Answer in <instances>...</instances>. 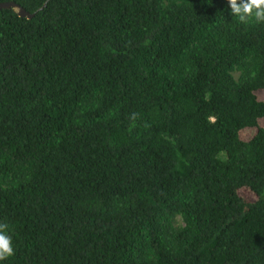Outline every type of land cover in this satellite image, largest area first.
I'll use <instances>...</instances> for the list:
<instances>
[{"label":"trees","instance_id":"trees-1","mask_svg":"<svg viewBox=\"0 0 264 264\" xmlns=\"http://www.w3.org/2000/svg\"><path fill=\"white\" fill-rule=\"evenodd\" d=\"M9 1L33 16L0 8L3 264H264V23Z\"/></svg>","mask_w":264,"mask_h":264},{"label":"clouds","instance_id":"clouds-1","mask_svg":"<svg viewBox=\"0 0 264 264\" xmlns=\"http://www.w3.org/2000/svg\"><path fill=\"white\" fill-rule=\"evenodd\" d=\"M231 14L240 22L264 23V0H226ZM14 254L7 225L0 224V264Z\"/></svg>","mask_w":264,"mask_h":264},{"label":"water","instance_id":"water-1","mask_svg":"<svg viewBox=\"0 0 264 264\" xmlns=\"http://www.w3.org/2000/svg\"><path fill=\"white\" fill-rule=\"evenodd\" d=\"M0 8H13V9L17 10L19 15H21V16H27L30 18L33 16V14L26 11L21 5H19L15 1L0 3Z\"/></svg>","mask_w":264,"mask_h":264},{"label":"rangeland","instance_id":"rangeland-1","mask_svg":"<svg viewBox=\"0 0 264 264\" xmlns=\"http://www.w3.org/2000/svg\"><path fill=\"white\" fill-rule=\"evenodd\" d=\"M251 133L249 132V131H247L246 133H245V135L246 136H249Z\"/></svg>","mask_w":264,"mask_h":264}]
</instances>
